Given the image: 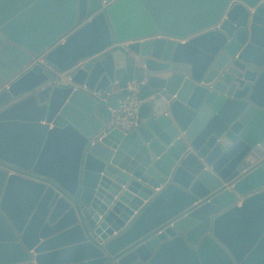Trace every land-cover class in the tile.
<instances>
[{
  "label": "water",
  "instance_id": "1",
  "mask_svg": "<svg viewBox=\"0 0 264 264\" xmlns=\"http://www.w3.org/2000/svg\"><path fill=\"white\" fill-rule=\"evenodd\" d=\"M0 264H264V0H0Z\"/></svg>",
  "mask_w": 264,
  "mask_h": 264
},
{
  "label": "built area",
  "instance_id": "2",
  "mask_svg": "<svg viewBox=\"0 0 264 264\" xmlns=\"http://www.w3.org/2000/svg\"><path fill=\"white\" fill-rule=\"evenodd\" d=\"M39 61L44 62L43 56L39 57ZM52 85L59 87L77 86L72 82V75L68 72H57V76L51 80ZM121 97L118 100L116 109L111 110V119L107 124V129L117 128L123 132H130L137 127L138 111L140 106L145 103V99L139 97V84L131 81L118 89Z\"/></svg>",
  "mask_w": 264,
  "mask_h": 264
}]
</instances>
